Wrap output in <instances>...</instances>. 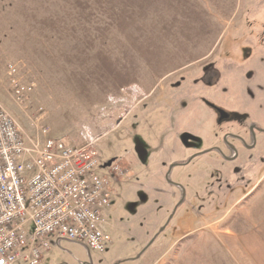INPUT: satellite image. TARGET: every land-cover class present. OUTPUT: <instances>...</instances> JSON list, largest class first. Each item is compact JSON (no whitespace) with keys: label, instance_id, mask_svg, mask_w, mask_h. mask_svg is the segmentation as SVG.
Instances as JSON below:
<instances>
[{"label":"rangeland","instance_id":"1","mask_svg":"<svg viewBox=\"0 0 264 264\" xmlns=\"http://www.w3.org/2000/svg\"><path fill=\"white\" fill-rule=\"evenodd\" d=\"M263 3L0 0L2 108L28 137L35 138L40 125L50 137L70 145L93 144L99 160L97 172L121 181L113 186L117 192L113 208L104 210L111 220V226L106 227L111 241L103 252H90L94 264L120 260H125L120 264H232L219 241L226 243L227 234L216 232L215 225L185 236L205 223L197 214L203 212L210 197L203 192V200H193L190 193L195 185L203 189L219 177L218 168L210 165L215 162L213 157L197 158L174 169L170 181L188 194L185 202L167 228L135 259L169 216L168 209L152 216L150 202L140 188H147L154 173L152 154L173 148L170 137L186 120L193 73L230 51L242 35L244 14L255 12ZM9 66L15 69L11 75ZM13 81L33 86L32 92L17 100ZM168 86L179 87L168 91ZM182 98L185 107L179 105ZM39 109L44 118L36 124ZM204 111L211 121V113ZM248 123L245 119L244 124ZM260 125L264 127V121ZM232 128L224 125L223 130ZM258 137L264 147V135ZM195 139H187L183 155L206 147L205 141ZM118 162L123 169L115 171L112 168ZM241 203L220 226L241 217L243 207H253L256 216L264 217V183ZM181 239L183 242L173 248ZM48 240L50 247L42 253L40 264L61 260L77 264L89 257L83 243L57 240L56 236Z\"/></svg>","mask_w":264,"mask_h":264},{"label":"flooded vegetation","instance_id":"2","mask_svg":"<svg viewBox=\"0 0 264 264\" xmlns=\"http://www.w3.org/2000/svg\"><path fill=\"white\" fill-rule=\"evenodd\" d=\"M246 15V21L241 26L242 35L233 44V48L225 51V54L217 55L214 61L201 66L199 71L193 73L196 76L191 82L192 86H188L190 112L188 110L184 113L186 118L183 119L184 124L170 137L173 148L159 149L151 156L150 164L154 173H151L147 182V190L144 187L140 189L151 204L148 207L152 216H159L162 211L168 209L169 216L164 225L181 197L184 198L182 203L184 204L188 195L179 184L177 185L180 187L168 186L165 182L172 163L181 162L183 165L176 167H185L195 159L205 157H213L216 162V164L211 162L210 165L218 168L219 177L210 185L205 184L203 189L195 185L193 192L190 193L193 200H203V192L210 197L208 199L210 201L204 203L203 212L197 214L201 218L200 222L212 221L216 217L231 218L238 205L247 200L264 183V147L258 137L259 134L264 135V127L260 125V122L264 121L262 96L264 95V3L257 7L255 12H247ZM171 87L173 89L179 86H168L167 90L169 91ZM179 105L185 107V98H182ZM204 110L211 113L212 123ZM245 119L250 123L244 124ZM224 125H231L233 128L223 130ZM189 137L205 141L206 147L201 151L183 155ZM252 152L255 154L252 155ZM220 165L226 167L221 168ZM120 167L123 169V165L119 162L113 166L117 170ZM118 182L121 181L111 176V192L107 208H113L112 199L117 196L113 186ZM181 205L176 209L171 220ZM225 223L227 220L223 222ZM108 226H111V220H108L105 214V230ZM202 229L204 228L199 227L191 230L185 236L188 237ZM182 242V239L174 242L173 248ZM90 252L88 250L87 259L77 260V264H94ZM55 264L68 263L61 260Z\"/></svg>","mask_w":264,"mask_h":264},{"label":"built area","instance_id":"3","mask_svg":"<svg viewBox=\"0 0 264 264\" xmlns=\"http://www.w3.org/2000/svg\"><path fill=\"white\" fill-rule=\"evenodd\" d=\"M11 87L19 101L33 90ZM43 118L39 109L34 122ZM98 167L93 144L70 145L40 125L28 137L0 105V264H40L50 236L103 252L111 241L104 227L111 177Z\"/></svg>","mask_w":264,"mask_h":264},{"label":"crops","instance_id":"4","mask_svg":"<svg viewBox=\"0 0 264 264\" xmlns=\"http://www.w3.org/2000/svg\"><path fill=\"white\" fill-rule=\"evenodd\" d=\"M246 17L247 15L243 21H246ZM256 202L259 203L260 200ZM241 211L242 216L232 218L227 226H220L226 220L223 217H218L215 221H204L202 228H212L215 225L216 232L227 234L226 243L219 241L223 249L225 247L227 259L232 261V264H264V217L262 215L261 218L256 216L254 208L250 206L243 207ZM218 229L223 231H218Z\"/></svg>","mask_w":264,"mask_h":264},{"label":"water","instance_id":"5","mask_svg":"<svg viewBox=\"0 0 264 264\" xmlns=\"http://www.w3.org/2000/svg\"><path fill=\"white\" fill-rule=\"evenodd\" d=\"M244 23H245V20L243 21V25H244ZM180 165H183V163H181V162H175V163H172L171 165H170V167H169V169H168V171H167V174H166V181L169 183V184H171L172 186H176V187H180L179 185H177V184H173L171 181H170V174H171V171L173 170V168L174 167H176V166H180ZM182 195H183V193H182ZM183 201H184V198H183V196L181 197V199H180V201H179V203L177 204V206L175 207V209H174V211L172 212V214H171V216H170V218L168 219V221H167V223L164 225V226H162V228H160V230L157 232V234L153 237V239L147 244V246L140 252V254L135 258V259H137V258H139L140 256H141V254H143L144 252H145V250L152 244V242L157 238V236L166 228V226H167V224L169 223V221L171 220V218H172V216H173V214H174V212L176 211V209L183 203ZM125 261V260H124ZM123 260H120V261H118V262H116L115 264H120V263H122V262H124Z\"/></svg>","mask_w":264,"mask_h":264}]
</instances>
